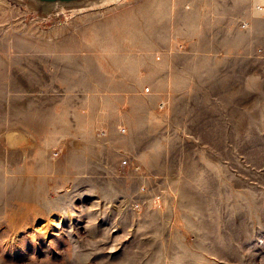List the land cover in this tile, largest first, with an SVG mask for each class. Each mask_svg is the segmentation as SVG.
I'll list each match as a JSON object with an SVG mask.
<instances>
[{
  "label": "rangeland",
  "instance_id": "1",
  "mask_svg": "<svg viewBox=\"0 0 264 264\" xmlns=\"http://www.w3.org/2000/svg\"><path fill=\"white\" fill-rule=\"evenodd\" d=\"M98 7L0 0V264H264V0Z\"/></svg>",
  "mask_w": 264,
  "mask_h": 264
},
{
  "label": "water",
  "instance_id": "2",
  "mask_svg": "<svg viewBox=\"0 0 264 264\" xmlns=\"http://www.w3.org/2000/svg\"><path fill=\"white\" fill-rule=\"evenodd\" d=\"M18 1V0H16ZM38 11L44 17L57 14L61 11L72 9L79 6H84L92 2L100 0H19ZM18 1V2H19ZM23 4V3H22Z\"/></svg>",
  "mask_w": 264,
  "mask_h": 264
},
{
  "label": "bare ground",
  "instance_id": "3",
  "mask_svg": "<svg viewBox=\"0 0 264 264\" xmlns=\"http://www.w3.org/2000/svg\"><path fill=\"white\" fill-rule=\"evenodd\" d=\"M2 1H4V0H2ZM6 1V0H5ZM19 1V0H18ZM118 0H100L99 2H92V3H89V4H86V5H84V6H79V7H75V8H72L73 10H82L83 12H82V14L83 15H81V16H78V19H80V18H82V19H84V17H86L87 16V12H84L87 8H91V7H97V6H99L98 8H96V10L95 11H97V9H99L98 11H100V10H103L102 9V7H104V5H108V4H110V3H116ZM19 3L20 4H26V3H24V2H22V1H19ZM263 3V2H262ZM14 7V6H13ZM17 6H15V8H16ZM101 7V8H100ZM18 8V7H17ZM16 8V10H18ZM260 8V7H259ZM95 9V8H94ZM40 17H44V16H42L41 14H40ZM17 23V22H16ZM15 23V24H16ZM19 24V23H18ZM17 24V25H18ZM33 25V24H32ZM32 25H29L27 28L29 29H32L33 27H32ZM72 25V24H71ZM25 27V26H24ZM61 27V26H60ZM34 29V28H33ZM32 29V30H33ZM61 29V28H56L55 30H56V33L57 32H59V30ZM69 29V28H68ZM58 30V31H57ZM65 31V30H64ZM63 32V31H62ZM10 134V133H9ZM12 135V134H11ZM11 137V136H10Z\"/></svg>",
  "mask_w": 264,
  "mask_h": 264
}]
</instances>
